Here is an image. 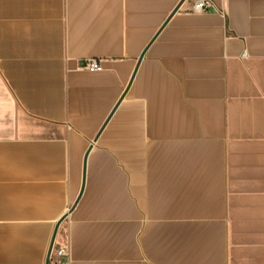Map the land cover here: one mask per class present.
Wrapping results in <instances>:
<instances>
[{
	"label": "crops",
	"instance_id": "1",
	"mask_svg": "<svg viewBox=\"0 0 264 264\" xmlns=\"http://www.w3.org/2000/svg\"><path fill=\"white\" fill-rule=\"evenodd\" d=\"M209 1L0 0V264L66 213L68 264H264V0Z\"/></svg>",
	"mask_w": 264,
	"mask_h": 264
},
{
	"label": "built area",
	"instance_id": "2",
	"mask_svg": "<svg viewBox=\"0 0 264 264\" xmlns=\"http://www.w3.org/2000/svg\"><path fill=\"white\" fill-rule=\"evenodd\" d=\"M211 7V2L209 0H196L194 4L195 12L206 11ZM86 70L90 72L100 71L102 69L101 61L97 58L86 59L84 66ZM55 257L56 260L54 264H68L70 254L69 245L67 239L62 244H56V235L54 237L50 253L48 255V260Z\"/></svg>",
	"mask_w": 264,
	"mask_h": 264
},
{
	"label": "water",
	"instance_id": "3",
	"mask_svg": "<svg viewBox=\"0 0 264 264\" xmlns=\"http://www.w3.org/2000/svg\"><path fill=\"white\" fill-rule=\"evenodd\" d=\"M177 9V7L174 9V11ZM173 11V12H174ZM167 20H168V18L162 23V25H161V27L156 31V33L153 35V37L150 39V41L148 42V44L144 47V49L142 50V52L140 53V55H139V57H138V60H137V64H136V67H137V65H138V63H139V61H140V59L142 58V56H143V54H144V52H145V50L147 49V47L149 46V44L154 40V38L157 36V34H158V32L160 31V29L162 28V26H164V24L167 22ZM136 67H135V69H134V71H133V73H132V75H131V78H130V81H129V83L131 82V80H132V78H133V76H134V72H135V70H136ZM109 118V117H108ZM108 118L106 119V121L108 120ZM106 121H105V123H106ZM104 123V124H105ZM104 124L102 125V127L104 126ZM101 127V128H102ZM101 130V129H100ZM99 132L100 131H98V133L96 134V136L99 134ZM96 136H95V138H96ZM90 148V147H89ZM85 156H86V154H85ZM85 158V157H84ZM72 209V207L69 209V210H71ZM66 215H67V213H66ZM66 215H64L61 219H59L58 221H57V223H56V225H55V228H54V230H53V234H52V237H51V240H50V244H49V248H48V251H47V259H46V263L45 264H48V255H49V253H50V250H51V247H52V243H53V240H54V237H55V235H56V233H57V229H58V226H59V224H60V222L66 217Z\"/></svg>",
	"mask_w": 264,
	"mask_h": 264
}]
</instances>
